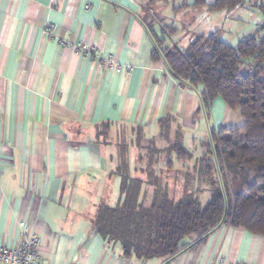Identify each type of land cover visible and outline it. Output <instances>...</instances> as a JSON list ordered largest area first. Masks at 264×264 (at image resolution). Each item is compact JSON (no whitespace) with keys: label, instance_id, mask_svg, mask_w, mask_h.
Masks as SVG:
<instances>
[{"label":"crops","instance_id":"0c3cea01","mask_svg":"<svg viewBox=\"0 0 264 264\" xmlns=\"http://www.w3.org/2000/svg\"><path fill=\"white\" fill-rule=\"evenodd\" d=\"M146 1L0 0V245L15 244L21 231L35 234L41 264H264V236L244 228L222 225L163 263L124 256L92 224L100 205L119 199L112 159L118 127L151 137L168 115L191 149L210 130L244 122L219 96L205 117L201 86L179 84L152 58ZM183 2L170 10L193 9V0L177 6ZM258 2L245 5L260 13ZM235 11H220L223 25ZM223 25L208 19L193 33L224 36ZM103 124L111 140L95 137ZM167 185L180 197L176 183Z\"/></svg>","mask_w":264,"mask_h":264},{"label":"trees","instance_id":"16d2710c","mask_svg":"<svg viewBox=\"0 0 264 264\" xmlns=\"http://www.w3.org/2000/svg\"><path fill=\"white\" fill-rule=\"evenodd\" d=\"M155 1L147 0L145 9ZM247 2L193 0L192 7L232 11ZM186 5L183 2L175 9ZM256 7L263 18L259 28L236 45L222 40L217 30L194 33L186 47L163 45V32L159 36L146 24L154 42L152 58L162 60L179 84L192 90L201 86L199 111L208 116L214 98L219 96L244 122L210 130L198 156L183 145L180 130L167 136L168 156L198 162V181H207L210 186V199L205 204L185 191L174 199L153 170L146 171L145 178L132 176L128 160H120L114 171L120 177L119 199L113 206L100 205L92 224L105 240L118 243L124 256L161 258L168 263L204 243L222 225L264 236V0ZM170 29L169 36L176 32ZM245 59L250 60L244 64ZM170 119L165 116L159 127ZM151 142V147L157 148L156 141ZM172 163L168 158V165Z\"/></svg>","mask_w":264,"mask_h":264},{"label":"rangeland","instance_id":"374dc122","mask_svg":"<svg viewBox=\"0 0 264 264\" xmlns=\"http://www.w3.org/2000/svg\"><path fill=\"white\" fill-rule=\"evenodd\" d=\"M179 3L180 0H156L154 4L149 6V10L146 9V13L144 14L146 18L145 24L152 28L156 25L159 36L162 34L161 31L163 32V36H165V43L163 45L177 44L179 47H186L194 35L193 32L196 31L197 24H202L208 19L221 25L225 21L223 17L224 13H220V11L209 12L205 8L193 7V9L180 10V13L172 12L170 10L171 6L174 5L175 9V6ZM201 10H204V13H208L209 18L205 19L204 13ZM236 11L237 13H234L235 18L231 19L232 21L227 20L223 25L222 29L226 30L224 36H219L231 45H236L242 37L255 33L263 20L257 9L253 7L244 5L237 8ZM170 28L176 29V32L171 36H169ZM261 34H264V30ZM248 60L250 59H245L244 64ZM94 129L95 134L99 136L98 138L101 141L112 139L106 133L109 131L108 127L99 125ZM116 132L117 138L113 140L115 147L112 151L115 168L121 159L125 160L126 158L130 164L132 176L145 178L146 171L153 170V173L160 177L162 184H169L170 187L171 181L172 183H176V186L179 188L178 191L182 189L181 194L183 191L189 192L201 204H205L210 199L211 194L208 182L203 180L198 181L197 172H195V167L198 164V162L196 163V159L178 161L175 160L173 155L168 156L167 148L170 141H167V136L171 134L170 132H179L175 120L170 119L167 124H163L160 127L159 132L155 136L151 137L147 136L142 130L134 128L118 127ZM151 140L156 141L155 146L157 148L151 147ZM190 151L194 156H198L201 154L202 149L198 145L193 146ZM168 158L173 162L171 166L168 165ZM142 170L145 172H142ZM168 195L172 196L169 192Z\"/></svg>","mask_w":264,"mask_h":264},{"label":"built area","instance_id":"2783aa9c","mask_svg":"<svg viewBox=\"0 0 264 264\" xmlns=\"http://www.w3.org/2000/svg\"><path fill=\"white\" fill-rule=\"evenodd\" d=\"M80 47L85 51L94 50L93 47H88L86 44ZM21 237L22 239L15 244L0 245V264H41L39 237L32 233L26 234L25 231H21Z\"/></svg>","mask_w":264,"mask_h":264}]
</instances>
